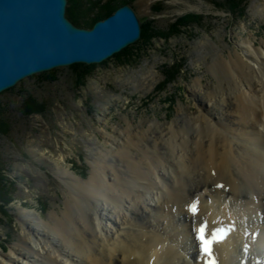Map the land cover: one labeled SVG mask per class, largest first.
Segmentation results:
<instances>
[{
  "label": "bare ground",
  "instance_id": "bare-ground-1",
  "mask_svg": "<svg viewBox=\"0 0 264 264\" xmlns=\"http://www.w3.org/2000/svg\"><path fill=\"white\" fill-rule=\"evenodd\" d=\"M239 39L234 56L208 65L215 89L192 87L194 115L182 110L164 131L104 128L88 179L56 170L62 214L47 222L20 208L22 238L0 264H203L194 229L205 221L209 232L235 224L214 247L219 264L264 257V38Z\"/></svg>",
  "mask_w": 264,
  "mask_h": 264
},
{
  "label": "rangeland",
  "instance_id": "rangeland-1",
  "mask_svg": "<svg viewBox=\"0 0 264 264\" xmlns=\"http://www.w3.org/2000/svg\"><path fill=\"white\" fill-rule=\"evenodd\" d=\"M68 1L67 14L90 24L110 12V5L127 3L141 22L142 37L105 62L90 65L93 75L85 86L75 83L68 66L29 77L0 94V112L10 126L8 135H0V155L13 199L0 201V253H9L22 238L20 208L34 210L47 222L62 214L68 186L56 170L68 168L88 179L104 128L126 129L130 121L142 131L155 122L163 131L169 129L182 110H198L192 94L198 79L205 91L215 89L211 62L234 56L239 36L264 38V0ZM51 73L57 79L46 81L43 75ZM28 95L46 104L44 114H22Z\"/></svg>",
  "mask_w": 264,
  "mask_h": 264
},
{
  "label": "water",
  "instance_id": "water-1",
  "mask_svg": "<svg viewBox=\"0 0 264 264\" xmlns=\"http://www.w3.org/2000/svg\"><path fill=\"white\" fill-rule=\"evenodd\" d=\"M68 0H0V94L75 64H101L142 37L134 8L118 5L92 27L68 17Z\"/></svg>",
  "mask_w": 264,
  "mask_h": 264
},
{
  "label": "trees",
  "instance_id": "trees-1",
  "mask_svg": "<svg viewBox=\"0 0 264 264\" xmlns=\"http://www.w3.org/2000/svg\"><path fill=\"white\" fill-rule=\"evenodd\" d=\"M126 4V3H125ZM119 4H114L110 5V12L108 13H101L97 16L94 17V23L96 22V20H98L99 18L102 17H106L110 14H112L117 6ZM109 6V5H107ZM109 9V8H108ZM69 19L76 25L81 26V27H92V24L79 19L78 17H76L75 15H73L72 13L67 14ZM71 69L74 71L75 73V83L78 86H85L87 79L89 77H91L93 74L90 72V65H86V64H77V65H73L71 66ZM90 69V70H89ZM44 78L46 79V81H55L57 78L55 77V75L53 73L51 74H45L43 75ZM41 76V77H43ZM44 79V80H45ZM21 112L23 115H25L26 117H30V116H34L37 114H44L47 110V106L45 103H41L39 102L34 96L32 95H28L26 96V98L23 100V102L21 103ZM10 132V126L9 123L6 121L5 116L2 115V112H0V135H8ZM3 157L0 155V201H6V202H12V197H9V193L10 191L7 189V178L5 176V167L2 161Z\"/></svg>",
  "mask_w": 264,
  "mask_h": 264
},
{
  "label": "snow or ice",
  "instance_id": "snow-or-ice-1",
  "mask_svg": "<svg viewBox=\"0 0 264 264\" xmlns=\"http://www.w3.org/2000/svg\"><path fill=\"white\" fill-rule=\"evenodd\" d=\"M220 187H223L220 185ZM190 211L193 214L198 213V205L193 204L190 206ZM196 232V240L198 242L200 258L203 260V264H217V259L214 252L216 244L222 243L230 234L231 229L216 228L209 232L207 222L194 229Z\"/></svg>",
  "mask_w": 264,
  "mask_h": 264
}]
</instances>
